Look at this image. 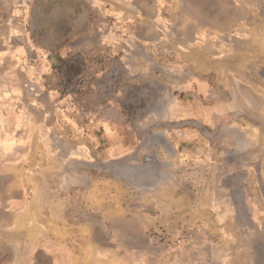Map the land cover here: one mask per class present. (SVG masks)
Returning <instances> with one entry per match:
<instances>
[{
	"label": "rangeland",
	"instance_id": "rangeland-1",
	"mask_svg": "<svg viewBox=\"0 0 264 264\" xmlns=\"http://www.w3.org/2000/svg\"><path fill=\"white\" fill-rule=\"evenodd\" d=\"M73 262L264 264V0H0V264Z\"/></svg>",
	"mask_w": 264,
	"mask_h": 264
},
{
	"label": "crops",
	"instance_id": "crops-1",
	"mask_svg": "<svg viewBox=\"0 0 264 264\" xmlns=\"http://www.w3.org/2000/svg\"><path fill=\"white\" fill-rule=\"evenodd\" d=\"M51 242H55V240L51 241ZM76 257V256H75ZM72 264H75V262H73Z\"/></svg>",
	"mask_w": 264,
	"mask_h": 264
}]
</instances>
